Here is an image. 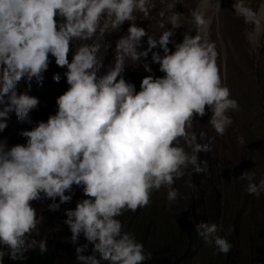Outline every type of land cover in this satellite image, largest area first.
<instances>
[{"label":"clouds","instance_id":"9594fccd","mask_svg":"<svg viewBox=\"0 0 264 264\" xmlns=\"http://www.w3.org/2000/svg\"><path fill=\"white\" fill-rule=\"evenodd\" d=\"M179 2L169 0L159 12L162 18L168 13L170 28L161 22L165 30L157 39L136 23V13L150 16L153 0H0V132L13 112L19 121L31 122L29 114L39 100L17 89L22 80L29 88L33 80L42 84L50 56L56 66L67 69L69 86L56 99L55 115L20 133L26 144L7 148L0 142V264L5 256L15 261L48 251L55 264L47 238L35 239L42 218L33 202L50 200L48 210L58 211L71 202L66 193L73 186L81 187L86 197L65 212L70 242L78 245L81 237L87 242L75 247L77 264H144L152 259L132 233L122 230L118 217L149 206L153 191L162 187L169 204L180 198L173 185L189 168L205 172L207 161H200L199 154L211 151L191 131L193 121L210 110L209 124L224 136L232 124L229 112L239 111L222 82L215 43L207 39L211 19L194 10L196 34L184 32L182 42L174 41L175 30L182 27V14L175 11ZM208 2L216 13L222 10L221 0ZM232 9L252 26L246 38L259 47L264 3L254 10L249 0H234ZM125 23L127 33L115 44L112 66L99 75L104 68L98 57L102 44L94 38L103 40ZM145 37L148 49L138 51ZM73 41L93 43L77 47L69 61ZM157 47L164 55L153 52L152 61L164 75L145 76L137 92L123 78L126 61L135 65ZM144 69L151 71L147 65ZM60 78L55 74L53 81ZM237 141L245 144L242 136ZM188 176L186 184L194 188ZM239 179L248 181V194L259 198L264 193V178L255 182L254 171L242 172ZM195 231L216 253L230 252L232 245L218 235L222 225L201 222ZM89 245L92 254L85 255Z\"/></svg>","mask_w":264,"mask_h":264},{"label":"rangeland","instance_id":"374dc122","mask_svg":"<svg viewBox=\"0 0 264 264\" xmlns=\"http://www.w3.org/2000/svg\"><path fill=\"white\" fill-rule=\"evenodd\" d=\"M200 0H180L175 11L182 14V27L175 30L173 37L176 43L182 42L183 33L196 34V28L192 18V12L199 9ZM155 8L148 18L136 13L137 26L148 31L149 35H159L165 30L159 27L163 22L166 28H170L167 22L168 13L160 17L159 12L165 10L169 0H153ZM234 0H221V11L216 13L214 9L204 15L211 19L208 26L207 39L216 46L217 65L220 69L222 82L231 92V98L239 105V111H230L231 126L224 136H218L209 124L210 110L203 118L193 121V128L197 134L198 142L208 144L211 151L199 154L200 161H207L205 172L191 173V183L194 188L188 187L186 181L188 174L178 179L173 187L180 193L173 203L167 201V189L162 187L159 191H153L149 206L140 208L136 212L129 211L118 219L122 223L124 232L132 233L136 240H141L145 245V251L151 252V260L144 264H161L157 254L163 256V251L179 252L181 264H225L224 255L216 253L213 245H206L203 239L195 231L196 225L204 223H216L222 225L223 231L218 235L230 240L233 236V227H238L235 242L242 244L230 260V264H255L254 256L243 247V241L250 238L253 241L259 239V231L254 225H264V193L259 198L246 192L248 181L239 179L242 172L254 171L255 182L264 178V36L260 38V46L254 47L246 38V33L252 29L241 18H237L232 9ZM264 0H249L250 6L255 10ZM202 12V11H201ZM208 13V14H207ZM207 14V15H206ZM128 23H125L119 32L106 34L103 40L99 36L94 40L100 42L102 47L98 57L103 61L104 68L99 75H103L114 61L115 44L117 40L127 33ZM83 43L91 44L93 41H73L72 51L69 53V61L75 49ZM106 46V47H105ZM170 52L175 51L173 44L168 45ZM147 37L143 38L142 46L138 51H147ZM156 52L163 56L162 50L157 47L148 52L147 57H142L135 65L132 61H126L125 71L122 73L126 82L135 85L138 92L141 80L148 75L154 78H162L159 64L153 63L152 53ZM48 70L43 74L42 84L38 85L35 80L29 84L23 80L18 86V94L26 92L30 96L38 98L39 104L30 112L27 121H19L15 113H10L6 121L7 128L0 132V142L7 148L16 144H26V139L20 133L32 130L39 122H46L50 115L57 111L56 99L68 89L64 73L66 68L56 66L54 57H49ZM144 65L151 71L146 72ZM60 75V81L54 82L53 76ZM255 78L260 80L261 96L255 94ZM259 99V100H258ZM201 133L204 135L201 137ZM242 136L245 144L241 146L237 137ZM183 146V142H181ZM187 150V149H186ZM203 167V164L201 165ZM188 172V170H186ZM71 202L61 204L58 211L48 210V204L52 201L43 199L33 202L37 209L38 218H42L39 226V235L35 239L47 238V247L54 251L55 264H77L75 247L87 243L83 237L78 245L70 242L71 232L64 223L67 218L65 212L74 210L77 202L86 198L83 196L81 187L73 186ZM248 196V202L245 197ZM56 203H59L57 199ZM133 213V215H131ZM231 229V231H229ZM264 229V226H263ZM177 233L180 241H177L172 233ZM264 232V230H263ZM247 233V236L245 234ZM244 234V236H242ZM234 241V240H233ZM255 243V246H256ZM89 245L85 255H91ZM215 253V254H214ZM221 255L220 257H218ZM258 260V259H257ZM180 263V260H179Z\"/></svg>","mask_w":264,"mask_h":264},{"label":"trees","instance_id":"16d2710c","mask_svg":"<svg viewBox=\"0 0 264 264\" xmlns=\"http://www.w3.org/2000/svg\"><path fill=\"white\" fill-rule=\"evenodd\" d=\"M259 84H260V80L258 78L257 79L255 78V86H256L255 94H256L257 98L259 96H261V89H260ZM187 170H188V172H186V174L191 172L190 168ZM248 200H249V197L246 196L245 202H248ZM125 213L129 214V211H126ZM131 215H133V213H131ZM254 226L259 231V237H258L259 239L257 240V243H256V241H253L250 238H246L243 241V247L245 249H247L251 254H253V250L255 251L254 253L257 254L256 257L254 256V259H255L254 263L255 264H264V232H263V230H264L263 226L264 225H262V224L257 225L256 224ZM237 232H238V227L235 225L233 227V236L228 237L230 239L228 241L232 245V248L226 256L224 255V260L226 261L225 264H230L229 263L230 260L233 257H235V253L241 248L242 244L240 245L237 242H235V239H237ZM172 235L177 241H180L177 233L174 232V233H172ZM242 236H244V234H242ZM245 236H247V233L245 234ZM138 242L143 244V242L141 240H138ZM255 243H256V246H255ZM144 249H145V245H144ZM32 254H35V255L30 256L28 258H25L23 260H15V261L9 259L8 256H5L3 264H50L51 263V259H52L53 254L50 251H48L45 254H40L39 252H33ZM182 255H183V253L180 255L179 252L166 253L164 250L163 256L161 254H157L156 256H157V258H159L161 264H181V256ZM152 256H154L153 253H152ZM220 256L221 255H219L218 257H220ZM97 258L99 259L98 256H97ZM179 260H180V263H179ZM216 263L221 264L218 259H216Z\"/></svg>","mask_w":264,"mask_h":264},{"label":"bare ground","instance_id":"6f19581e","mask_svg":"<svg viewBox=\"0 0 264 264\" xmlns=\"http://www.w3.org/2000/svg\"><path fill=\"white\" fill-rule=\"evenodd\" d=\"M199 7H200V11L204 13L209 12L208 10L212 9L213 7L211 6V4L208 2V0H200L199 1ZM208 14V13H207ZM206 14V15H207ZM206 17V16H205ZM206 18H209L208 15Z\"/></svg>","mask_w":264,"mask_h":264}]
</instances>
